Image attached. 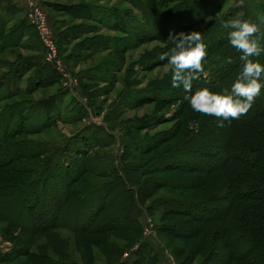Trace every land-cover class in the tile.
I'll return each instance as SVG.
<instances>
[{"label": "trees", "instance_id": "obj_1", "mask_svg": "<svg viewBox=\"0 0 264 264\" xmlns=\"http://www.w3.org/2000/svg\"><path fill=\"white\" fill-rule=\"evenodd\" d=\"M185 1L188 0H115L111 5H101L98 0L77 2L70 0L52 3L42 1L41 5L51 12L52 21L49 23L58 55L68 64L95 61L83 70L85 75H81L83 81L85 80L79 83L83 95L85 93L90 98L101 97L113 90L111 85L118 82L117 74L122 72L124 63H116L112 60L124 55L133 47L128 46L129 41L141 43L146 40L145 38L152 36L162 38L164 43L173 47V42L169 41V33L173 35L179 32L187 33L193 31V28L195 31H201L204 43L207 45V55L202 65L203 69L209 70V74L204 77L202 73H198V79L193 81L192 91L201 88L213 92L219 91L221 84L229 77L232 80L229 84L235 81L236 73H232V69L236 66V62L226 64L224 56L219 54L218 48L225 45L226 38L223 36L228 35L229 28H224L227 34H224L222 25L208 24L209 27L205 29L206 17L215 13L217 17L212 20L213 23L225 20L227 22L236 18V11L241 7L237 6L235 0L232 8H226L227 10L225 12L223 10L224 13L221 15L218 13L227 4V0H189L187 16L183 17L178 14L177 7L181 2L186 3ZM198 3L202 4L203 8L191 10L190 7ZM242 10L244 12L245 8L243 7ZM262 10L264 12V6ZM53 12L62 14L63 17H56ZM7 22L5 15L0 14V193H3L2 196L13 195L14 198L18 196L23 199L19 210L26 213L27 228L33 233L53 234L55 231H70L77 238L73 245L77 248V251L76 249L74 251L78 257L64 259L62 252V256L59 254L62 259H54L41 251L33 253L22 242L17 243L13 248H16L13 255L24 258L26 264L27 257L30 264H83V262L88 264L95 258L92 250L88 248L90 246L98 248L103 264H153L156 258L150 255L149 247L143 241L136 239L140 237L137 219L143 215L153 217L156 213L162 218L160 225L162 232L172 238L193 240L194 234L190 235L186 226L192 220L204 224L211 222V219H214L211 218L212 212L211 216L204 217V214H201L198 218L190 213L189 203L184 199L157 197L152 198L147 205L141 200V197L147 199L155 190L168 186L165 184L155 186L160 184L158 179L162 176L155 177L154 174L181 169L173 162V156L180 146H186V139L160 152L161 154L155 155L154 158L136 162L129 161L125 156L129 148L137 149L134 142L130 146L128 143H123L125 149L121 150L123 154L121 153L117 160L109 155L110 153L96 152V149L106 146L105 143H101L102 141L97 142L95 139L96 131L98 133L102 127H93L96 131L91 130L92 125L87 122L88 120L68 135L60 133L57 128L58 123L75 125L83 118L88 119L90 106L86 101L75 100L60 86L58 75L42 58V48L32 26L25 19L10 25ZM159 30H166L168 35L159 34ZM24 34L28 35V40L21 43L19 41ZM32 39L35 40L36 47L32 46ZM20 46H27L34 53L19 57V53L15 50ZM212 63H215V66ZM127 70L126 67L125 73ZM126 79L127 77H120L119 82L126 84ZM127 85L133 86L131 88L134 90L139 84ZM34 92H39L41 95L28 98ZM141 92H144V89ZM77 93L80 96L79 92ZM263 97L264 88L258 96L259 100L254 101L263 100V104H259L260 109L234 120V126L251 129V123L264 117ZM131 98L125 97L130 100L129 102H132ZM131 105L127 106L131 107ZM138 126H142V122L138 123ZM143 128L146 127L142 126L141 129ZM174 129L172 128L167 138L172 139ZM110 132L106 131L108 134ZM41 133L51 135V139L39 137L42 136ZM260 133L262 136L257 137L258 140L247 136V133L245 137H237L239 140L236 141L239 144L245 142L243 144H248L250 146L248 149L252 151L256 148L262 150L257 143L264 142V131ZM248 140L254 141L248 142ZM225 149L230 150L227 147ZM233 149L229 155L226 153L220 158V161L238 162L242 168L243 165L250 163L248 158L243 157L246 148H240L236 144ZM139 154L144 155L146 152L142 150ZM200 155L203 154L200 152ZM129 157L132 160H139L137 154ZM205 160L210 159L205 155ZM160 161L163 163L158 165L157 162ZM259 164H264V159ZM190 165L188 164L190 168L184 171L190 172L192 170ZM248 172L246 169H241L237 174L236 169L235 174L229 173L224 179L229 200L246 191L244 182L249 179ZM86 174L93 179L85 177ZM204 174V171L200 173L201 180L204 179ZM248 182L251 184V180ZM116 188H120V191L113 196L112 192ZM168 188L176 190L182 187L168 186ZM143 191L146 194H142ZM79 202L80 205H77ZM113 202L117 204L114 205ZM85 203L87 206H84ZM201 205L202 203H196L199 211L203 210L202 212L205 213L210 210L208 206ZM229 208L227 206L226 211L222 210L220 215L227 218ZM79 209H86V217L82 216L83 220L77 217ZM258 219L262 220L260 217ZM247 223L257 231V235H264V221L260 223L253 220ZM17 229L19 230L20 227L18 226ZM235 229L233 226L225 225L217 227L215 231L213 229L212 233L215 232V237L225 236L233 241L236 237L234 242L229 241L230 247L235 248L240 241L237 232L235 236L231 233ZM204 230L206 229L202 226L197 230L203 231V239L207 237V232L205 233ZM199 232L196 234L200 235ZM81 233L86 234L83 235L85 238L80 237ZM202 238L200 242L203 241ZM62 239L64 240V236ZM135 243L137 244L132 251L133 258L129 262L121 260L122 251ZM205 243L206 241L203 245ZM86 245L85 252L82 248ZM248 245L252 247L253 244ZM108 247L114 252L110 253ZM191 248L188 249V253L194 254L188 256L185 253L180 264H188L187 262L194 258L196 250L200 251L198 246Z\"/></svg>", "mask_w": 264, "mask_h": 264}, {"label": "rangeland", "instance_id": "obj_2", "mask_svg": "<svg viewBox=\"0 0 264 264\" xmlns=\"http://www.w3.org/2000/svg\"><path fill=\"white\" fill-rule=\"evenodd\" d=\"M59 1L67 2L70 0ZM73 1L77 2L80 0ZM100 1L99 4L101 5H111L115 0ZM234 1L235 0H227V4L223 6L218 14L221 13L222 15L225 10H227L226 8L231 9L232 5L235 3ZM40 2L42 3L41 0ZM185 2L186 3L181 2L177 7L179 10L178 14L183 17L187 16L186 9H188L187 7H189L190 3L189 0ZM236 3L238 4L239 0H237ZM149 4L151 5V2ZM262 6H264V0H244L243 5L240 6L241 9H238L236 14L241 11L243 12L242 9L244 7V18H251L253 21L259 23L257 17L264 15ZM199 7L202 9V4L198 3L190 8L191 10H196ZM223 10L224 12H222ZM46 11L47 13L49 12V15L51 16V12L47 9ZM231 13L233 14L234 12ZM52 14L56 17H63L62 14H57L56 12H53ZM191 15H189V17ZM216 15L217 14L214 13L212 16L206 17L205 29L209 27L208 24H211L210 26L222 25L226 21L213 23L212 20L217 17ZM222 28L224 30L223 26ZM193 29L195 30V28ZM228 30L231 31L230 28ZM261 32H264V25H261ZM161 33L164 35L167 34L166 30L160 31L159 34ZM227 33L228 32L224 30V34ZM227 36L228 35L223 36V38H226L224 40L225 45L223 44V46L218 48L220 50L219 54L224 56L226 64L236 62V66L232 69V73H236L237 77L242 68L243 62L240 60L242 53L230 45ZM145 39L146 40L141 43H132V41H129L128 46L133 47L127 50L124 55L115 57L114 60H112L116 63H124L122 72L117 74V76L119 77V80L120 77H127L126 84H122L118 80L116 84L111 85L113 90L101 97L93 96L90 98L86 96L85 93L83 95L81 92V84H79L83 81L81 75H85L83 74V70L89 65H92L95 61L90 60L81 62L80 64H68L59 56L67 71L71 76L76 77L77 81V85L73 90L66 89L68 94L77 101H86L90 108L88 109V119L83 118L75 125H62L58 123V131L68 135L82 126L83 123L85 124L88 120L87 122L92 125L91 130L93 129L96 131L95 128L102 127L98 133L96 131L95 139L97 142L98 140L102 141L101 143H105L106 146L104 148L96 149V152L99 153L101 151L102 154L110 153L109 155L117 160L118 156L120 157V154H123L121 150L125 149L123 143H128V146H130L134 142L137 145L135 146L137 149L134 150L133 148H129L127 152L125 151L126 154H124L129 161L136 162L154 158L155 155L161 154L160 152L165 151L169 147L177 145L179 141L186 139V146H180L173 156V162L182 170L178 169L175 171H164L161 172V174H154L155 177L162 176L158 179L160 184L155 186L165 184L169 187L180 186L182 188L171 190L168 186L161 187L155 190L153 195L147 199H142L141 197V200H143L142 203L147 205L152 198L157 197H163L166 199L175 198L177 200L184 199L186 203H189L188 210L190 213L199 218L201 214H204V217L211 216L210 213L212 212L213 217L211 216V218L214 219H211V222H205L207 224L192 220L186 228L190 235L194 234L192 236L193 240H187L172 238L165 232H162V229H160L162 218L157 213L153 217L147 215L151 222L153 235H151L148 240H144V243L149 247L150 255L155 256L156 258V261L153 264H180L185 253L188 256L194 254L193 252L188 253V249L192 246H198L200 251L196 250L194 258L191 261L189 260L187 262L188 264H264V235H257V231L247 223V221L252 222L253 220L259 221L260 223L264 221V164H259L260 161L264 159V142L257 143L262 150L256 148L252 151V149H248L250 147L248 144H243L245 142L239 144L236 141L239 140L237 137H245L247 133V136L253 137L254 140H258L257 137L262 136V133L260 132L264 131V117L251 123V129L234 126L235 124H233V121L238 119L231 120L232 123L229 121H223L225 126L217 127L218 118L215 116H205L194 111L188 101L184 100V97L186 95H191V93L185 92L182 86H172L171 74L169 72L170 65L167 63L166 59H161V56L168 52L172 46L164 43L163 39L159 37L154 38L151 36L148 39ZM32 43V46L36 47L35 40L32 39ZM260 43L261 46L264 47V37L261 38ZM15 51L19 53V57L28 55L27 52L22 49L16 48ZM253 59L258 60L264 65V51H262L259 57ZM107 60L108 59H106V61ZM212 64L215 66V63ZM126 67L128 68L127 73H125ZM201 73L204 77H207L209 70L204 68ZM230 81L232 80L229 77L225 83L221 84V90L223 88H229L230 90V85H232V83L229 84ZM261 82L264 83V77L261 78ZM130 83H138L139 85L133 90V88H131L133 86L127 85ZM106 89H103V91H106ZM142 89H144V92H141ZM221 90L216 92H220ZM49 91L51 92L52 90ZM77 92H79V94L81 92L80 96ZM39 95H41V93L34 92L28 98H36L39 97ZM126 96H128V99L132 97V102L125 99ZM24 97L27 98V96ZM256 99L259 100L258 97H256ZM128 104L133 105L128 107ZM259 104H263V100L262 102H254L247 114L257 112V110L260 109L258 108ZM140 122H142V126L146 128L141 129L142 126H138V123ZM172 128H175V132L172 139H170L167 138V136L170 131L172 132ZM105 130L111 131L110 134L106 133ZM41 135L42 136L39 137L44 136L46 139H51V135H47V133H41ZM254 140H248V142ZM236 144L239 145L240 148H246L245 152L243 151V157L248 158L250 163L243 165L244 168H242L241 164L238 162L220 161V158L224 157L226 153L229 155V153L234 150L233 147H235ZM226 147L230 148V150L227 151V149H225ZM142 150H144L146 154L140 155L139 152ZM200 152L203 154L202 156L200 155ZM136 154L138 155L139 160H132L129 157L135 156ZM205 155L208 156L210 160H205ZM121 158H123V156H121ZM161 163L163 162H157L158 165ZM188 164H191L190 166H192L190 172L189 170L184 171L190 168ZM222 164L223 167H221ZM250 164L252 166H250ZM239 167L251 172L247 173L249 179L244 182V189H246V191L239 193V197L237 196L235 199L229 200L227 185L223 183V181L228 177L229 173L235 174L236 169L237 174H239L241 171ZM229 170H231V172H229ZM203 171L205 172L204 179L201 180L200 173H203ZM85 177L93 179L91 178L92 176L87 174ZM250 180L251 184L248 182ZM119 189L116 188L113 190V196L119 193ZM11 190L14 189L11 188ZM145 191H143L142 194H146ZM1 194L3 193H0V264H26L24 258L15 257L13 255V252L16 249L13 248L16 247L17 243L20 244V242L27 245V249L33 253L41 251L47 253L54 259L59 260L60 258L62 259V257H64V259L72 257L71 259H73L74 257H78L76 255L77 253L74 251L75 249L77 251V248L73 245V242L76 241L77 238L73 236L70 231H55L53 234L33 233L27 228L26 213L19 210L23 199H20L18 196L14 198L13 195L2 196ZM218 197H220L219 200H217ZM210 198L214 199L210 200ZM196 203H202V207L206 205L210 210L205 212V214L202 212L203 210L199 211ZM113 204L116 205L117 202H113ZM77 205H80V202L77 203ZM84 206H87V204L85 203ZM227 206L230 208L228 210L227 218H225L223 215H220V212L222 210L226 211ZM36 209L37 206L35 211ZM85 210L86 209H79L77 211V217L79 219L83 220V218L86 217ZM82 216L84 217L82 218ZM258 217L262 220H259ZM141 218L142 216L137 219L140 226V237L138 236L136 238L138 241L143 237V222ZM225 225L236 228L233 232L231 231V233H234V236L237 232L240 239L238 246L235 248L230 247L231 242L229 241L233 240L226 238L225 236L215 237V232L212 233L213 229L215 231L217 227L220 228ZM18 226L20 227L19 230L17 229ZM199 226L205 227L206 229L204 230L205 233L207 232V237H205V239L202 238L203 231H197ZM197 232H199L200 235H197ZM259 233H261V231H259ZM80 235H82L80 237L85 238L83 235L86 234L81 233ZM63 236L64 240L62 239ZM201 238L203 241L200 242ZM235 240L236 237H234V241ZM204 241H206L205 245H203ZM246 242H248V244L252 243V247H249ZM137 243L133 245L130 244L127 249L125 248V250L122 251L120 254L121 260L129 262L133 258L134 253H128L131 251V248H136ZM199 243H201V245ZM88 248L91 249L95 255L94 261L88 264H103V259L98 248L90 246H88ZM108 248L110 253L114 252L110 249L111 247ZM82 250L86 252L87 245L84 246ZM183 250L184 252H182ZM191 250H194V248H191ZM62 252L64 253L63 256L61 255ZM71 253L74 255H71ZM124 253H127V256H123ZM59 254L62 257L59 256ZM80 261L83 262L82 258H80ZM85 263L83 262V264ZM27 264H30L28 257Z\"/></svg>", "mask_w": 264, "mask_h": 264}, {"label": "clouds", "instance_id": "obj_3", "mask_svg": "<svg viewBox=\"0 0 264 264\" xmlns=\"http://www.w3.org/2000/svg\"><path fill=\"white\" fill-rule=\"evenodd\" d=\"M244 0H239L238 7ZM259 23L251 18H244V12H238L236 18L224 22V28H230L228 39L230 45L240 51L242 68L231 88H223L220 92H213L207 88L192 91L193 81L198 79V73L203 71L202 62L207 55V45L201 31L169 33V41L174 46L161 56L170 65L171 83L173 87H183L191 108L205 116L218 118L217 127H224L223 121L239 119L251 109L256 97L264 88L261 78L264 77V65L258 60L264 51L260 40L264 37L261 25H264V15L257 17ZM259 34V35H258ZM231 62V61H229Z\"/></svg>", "mask_w": 264, "mask_h": 264}, {"label": "built area", "instance_id": "obj_4", "mask_svg": "<svg viewBox=\"0 0 264 264\" xmlns=\"http://www.w3.org/2000/svg\"><path fill=\"white\" fill-rule=\"evenodd\" d=\"M24 18L34 29L42 48V58L58 75L60 86L63 89L73 90L77 85L76 77L70 75L57 53L54 34L46 11L41 5L40 0H27ZM141 220L143 222V237L140 242H144V240H148V238L153 235V230L151 229L149 217L143 215ZM134 248L135 247L131 248L128 254H130ZM123 256H127V253H124Z\"/></svg>", "mask_w": 264, "mask_h": 264}, {"label": "crops", "instance_id": "obj_5", "mask_svg": "<svg viewBox=\"0 0 264 264\" xmlns=\"http://www.w3.org/2000/svg\"><path fill=\"white\" fill-rule=\"evenodd\" d=\"M41 1L52 3V2H58L59 0H41ZM71 1L74 2L73 0ZM61 2H65V1H61ZM26 5H27V0H0V14L5 15V17L8 19V22H7L8 25L16 23L18 20L25 19L24 11H25ZM47 15H48V18H50L49 21L51 23L52 18L49 15V12L47 13ZM27 37L28 35L24 34L21 37V40L19 42L21 43L26 42L28 40ZM19 49L26 51L27 54H30V52L32 51L27 46H20Z\"/></svg>", "mask_w": 264, "mask_h": 264}]
</instances>
